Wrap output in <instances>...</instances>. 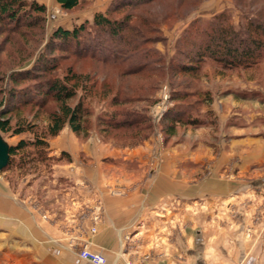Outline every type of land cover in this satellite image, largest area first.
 <instances>
[{
    "label": "rangeland",
    "instance_id": "obj_1",
    "mask_svg": "<svg viewBox=\"0 0 264 264\" xmlns=\"http://www.w3.org/2000/svg\"><path fill=\"white\" fill-rule=\"evenodd\" d=\"M38 1L40 3L43 1L42 4H46H44L46 12L44 14L45 24L42 34L35 36L27 34L26 37L19 38V42L15 46L8 45L12 51L14 50L13 54L15 56L13 57H6V51L0 53V90L12 83L8 79L11 71L31 69L34 60L39 54H42L44 50L48 52L53 47V44L49 43L48 37L58 26L70 29L84 21L90 23L92 15L96 12L105 11L110 2L109 0L103 10L95 12L107 0H84L77 8L71 11H64L58 8L53 0ZM176 1L152 0L143 5H135L128 10H126L127 8L121 9L118 14L112 15V17L120 18L123 15L132 14L138 19L152 21V24L147 23L142 27L139 25L138 29H141V35L146 40L137 49L138 53L140 51H149L147 56L142 58H145L151 64L159 60L157 62L158 65L166 67L169 63L179 59L180 56L176 52L178 39L182 35L187 38V40L182 41L183 43L179 42L184 47L187 46L188 39L197 41L201 31L213 23L214 16H218L220 13H223V21L231 24L239 34H241L242 25L244 24L243 17H253V13L256 10L264 14V0H255L250 4V7L246 6L245 8L239 7L242 3H238V0H181V6L177 9L175 8ZM63 20L65 22H62ZM138 21L134 19L133 24L137 25ZM111 51L113 53L117 51L119 55L122 53L126 55L127 53L125 48L120 50L116 45L112 47ZM52 53L58 55V52ZM4 60L6 61L4 62ZM72 61H61L60 66L51 74L61 76L65 66ZM73 64L81 71L91 69L92 66L101 69V66L87 59L77 62L73 61ZM122 65L117 64L109 67L104 70V73L111 78L121 69ZM47 76H50V74L42 75V77ZM160 77H144V80L141 79L139 81L129 80L137 93H149L152 100L146 106L142 104L138 106V108L144 110L152 127V132L147 139L133 145L130 143L129 135H119L121 138L117 144H114L113 141L104 142L94 128L98 125L97 115L109 110V106L106 102H101L96 100V98L87 101L90 110L88 129H91L87 138H95L98 142L117 149H130L148 142L150 144V153H148L150 164L153 163V160L170 156L179 157L182 160L190 157L195 158L197 160L196 164L190 165L188 162H182L180 166L182 175H197L196 183L189 182L188 179L182 181V193L192 191L194 189L193 184H195L198 192L205 188L213 189L215 192H226L228 197H215L209 199V201L213 202L212 205L225 207V211L229 213L230 220L235 216V220H238L241 216L247 218L249 223L248 227H244L245 236L252 230V226L260 225L263 237L264 52L248 67L224 68L208 62L201 65L198 72L194 75L177 74L172 76L166 70V74ZM148 83H158L156 90L149 92V89H147L148 91H146L144 87ZM174 93L176 96H183V98L177 102L172 101L170 96H174ZM163 94H166L168 99L161 115L158 116L162 107ZM1 97L2 95L0 94V100ZM174 102L181 103L183 108H179L177 115H180L182 113L181 110L184 111L185 109L192 118L199 117L197 119H200V123L182 125L180 122H174L175 125L173 127L165 125L162 122L164 113L172 107ZM10 107H12V104L5 107L4 111L5 109L8 111V109H11ZM53 107V103H49L44 110H37L34 106H27L7 112L6 115L11 118V124L17 119L24 117L27 121L31 119L32 122H35L38 131H43L48 122L47 110L53 109ZM35 113L37 114L35 115ZM1 134L9 145H15L19 140H31L33 137L28 132L14 136L10 133ZM56 136L46 138L48 148L41 155L32 148L24 150L27 151L23 155L24 159L34 158L37 160L35 164L33 163L20 169L11 168L0 171L1 179L7 182L16 202L37 209L39 212L51 207L50 203L53 200H57L56 203L60 208L68 204L67 199L64 196L63 198L61 197L62 189L75 192V190L71 189V183L66 181L56 183L52 181L54 179L52 176L53 166L67 161L66 158H62L58 162L54 160L47 161V157L56 158L61 152H64H53L50 149L49 141ZM22 153L23 151H20L18 154ZM41 157L44 158L40 161ZM83 157L88 156L80 155L81 159ZM124 165L127 168V164L124 163ZM104 171H107V168ZM205 177L212 178L206 182L204 181ZM108 190L112 194H119L118 190L121 189L109 187ZM71 194H69V197H71ZM183 200L189 201L188 199ZM204 200L197 197L195 199L196 205L202 207ZM52 209L55 210L54 207ZM54 210L53 212L56 211ZM97 210L100 212L101 209L98 207ZM57 211L65 215L64 209H58ZM242 211L243 213L241 214ZM87 213H85V217L81 218L82 221L86 219ZM41 216H45L44 212H42ZM92 220L95 219L90 221ZM92 229L94 228L91 227L89 230L91 233L93 232ZM68 246L76 254L79 249L85 247H76L71 241L68 242ZM261 248L262 253H264V246ZM261 264H264V261Z\"/></svg>",
    "mask_w": 264,
    "mask_h": 264
},
{
    "label": "crops",
    "instance_id": "obj_2",
    "mask_svg": "<svg viewBox=\"0 0 264 264\" xmlns=\"http://www.w3.org/2000/svg\"><path fill=\"white\" fill-rule=\"evenodd\" d=\"M49 143L53 152L64 151L70 157L53 166L52 181L71 183L75 192L60 191L68 203L61 206L65 215L57 211L63 209L53 200L51 207L43 209L44 218L37 209L16 202L0 177V264H91L70 249V241L100 253L105 264L264 261L261 226H252L245 236L247 218L230 220L225 207L209 201L228 197L226 192L206 188L198 192L193 184L192 191L182 193V181L196 183L197 175H182L180 166L196 164L195 158L170 156L150 164L148 142L130 149L111 148L92 137L78 139L68 127ZM109 187L121 190L112 194ZM197 197L205 199L202 207L196 205Z\"/></svg>",
    "mask_w": 264,
    "mask_h": 264
},
{
    "label": "trees",
    "instance_id": "obj_3",
    "mask_svg": "<svg viewBox=\"0 0 264 264\" xmlns=\"http://www.w3.org/2000/svg\"><path fill=\"white\" fill-rule=\"evenodd\" d=\"M55 1L60 9L71 11L84 0ZM149 1L152 0H111L105 11L92 15L90 23L84 21L70 29L58 26L48 37L53 47L48 52L44 50L40 53L31 69L13 70L9 73L8 79L12 83L0 90V133H10L14 136L28 132L33 137L31 140H19L17 144L9 145V157L3 171L35 164L37 160L34 158L24 159L23 155L27 153L24 150L32 148L41 155L48 148L46 138L58 135L65 126L78 138L86 139L91 130L88 129L90 110L87 101L95 98L109 106V110L97 115L98 125L94 129L98 136L104 142L113 141L117 144L121 138L119 135H129L130 143L136 145L147 139L152 132L149 118L138 106H146L152 100L149 93H137L129 80L163 77L166 70L172 76L194 75L201 65L208 62L224 68L248 67L264 52L263 13L256 10L253 17H243L241 34L237 33L231 24L224 22L223 13H220L214 16L213 23L201 31L197 41L188 39L187 46L184 47L179 42L187 38L182 35L178 39L176 52L180 56L179 59L166 67L158 65L159 60L151 64L142 58L147 56L149 51L138 53L137 49L146 40L138 28L147 23L152 24V21L138 19L132 14L120 18L112 17L121 9L128 10ZM253 1L255 0H238V3H242L239 7H250ZM180 6L181 0H177L175 8ZM45 12V5L37 0H0V53L6 51V57H13L14 50L8 45L15 46L19 38L26 37L27 34L41 35ZM134 19L139 20L137 25L133 24ZM114 45L120 50L125 48L126 55H119L117 51L113 53L111 49ZM52 52H58V55ZM84 59L95 62L101 69L92 66L91 69L81 71L74 66L73 61ZM63 60L73 61L65 66L61 76L51 74ZM117 64H123L121 69L111 78L108 77L104 70ZM43 74L50 76L42 77ZM157 86L158 83H148L144 88L150 92L156 90ZM170 98L177 102L183 96L179 97L174 93ZM49 103H53L54 107L47 110L48 122L43 131H38L36 123L31 119L27 121L24 117L11 124V118L6 115L7 112L27 106L44 110ZM10 104L11 109L4 111ZM181 106V103L174 102L164 113L162 122L170 127L175 125L174 122H180L182 125L200 123V119H197L199 117L192 118L185 109L177 115L179 108L183 109ZM20 151L23 153L18 154ZM43 158L41 157L40 161ZM62 158L70 159L67 153L61 152L56 158L47 157V161L58 162Z\"/></svg>",
    "mask_w": 264,
    "mask_h": 264
},
{
    "label": "built area",
    "instance_id": "obj_4",
    "mask_svg": "<svg viewBox=\"0 0 264 264\" xmlns=\"http://www.w3.org/2000/svg\"><path fill=\"white\" fill-rule=\"evenodd\" d=\"M168 96L166 94H163V99H162V107L159 110L158 116L161 115V112L163 110V107L166 106L165 103L167 102ZM156 114V113H155ZM97 215L95 216V220L97 219ZM94 229H92L93 231ZM77 255L79 256L80 259L91 263V264H105L106 260L103 255L97 252H91L87 248L83 247L77 251ZM132 264V263H129Z\"/></svg>",
    "mask_w": 264,
    "mask_h": 264
},
{
    "label": "water",
    "instance_id": "obj_5",
    "mask_svg": "<svg viewBox=\"0 0 264 264\" xmlns=\"http://www.w3.org/2000/svg\"><path fill=\"white\" fill-rule=\"evenodd\" d=\"M9 157V144L6 143L2 134L0 133V171H2L6 164Z\"/></svg>",
    "mask_w": 264,
    "mask_h": 264
}]
</instances>
